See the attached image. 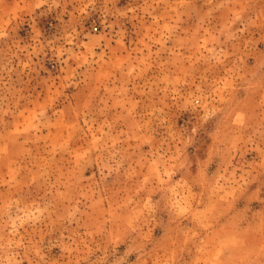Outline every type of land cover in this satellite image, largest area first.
<instances>
[{
    "label": "rangeland",
    "instance_id": "1",
    "mask_svg": "<svg viewBox=\"0 0 264 264\" xmlns=\"http://www.w3.org/2000/svg\"><path fill=\"white\" fill-rule=\"evenodd\" d=\"M0 264H264V0H0Z\"/></svg>",
    "mask_w": 264,
    "mask_h": 264
},
{
    "label": "built area",
    "instance_id": "2",
    "mask_svg": "<svg viewBox=\"0 0 264 264\" xmlns=\"http://www.w3.org/2000/svg\"><path fill=\"white\" fill-rule=\"evenodd\" d=\"M94 29H96V28H94Z\"/></svg>",
    "mask_w": 264,
    "mask_h": 264
}]
</instances>
